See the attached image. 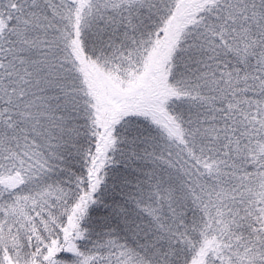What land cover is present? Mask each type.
Instances as JSON below:
<instances>
[{
  "label": "snow or ice",
  "instance_id": "6c2138e0",
  "mask_svg": "<svg viewBox=\"0 0 264 264\" xmlns=\"http://www.w3.org/2000/svg\"><path fill=\"white\" fill-rule=\"evenodd\" d=\"M0 264H264V0H0Z\"/></svg>",
  "mask_w": 264,
  "mask_h": 264
}]
</instances>
